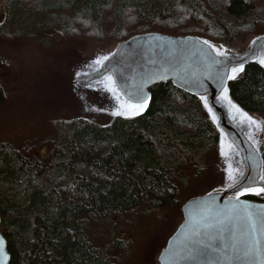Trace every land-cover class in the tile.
<instances>
[{"label":"trees","instance_id":"16d2710c","mask_svg":"<svg viewBox=\"0 0 264 264\" xmlns=\"http://www.w3.org/2000/svg\"><path fill=\"white\" fill-rule=\"evenodd\" d=\"M2 5L13 31H5L4 19L0 33L39 43L84 40L100 47L160 31L229 46L264 29V0H0ZM229 87L242 107L264 113L261 63H247ZM151 92L139 115L98 122L76 114L56 119L46 135L0 141V228L10 264H125L136 242L126 232H135L146 212L179 204L175 175L206 167L219 130L200 97L171 80ZM6 100L0 83V105ZM245 196L264 200L263 192Z\"/></svg>","mask_w":264,"mask_h":264},{"label":"water","instance_id":"95a60500","mask_svg":"<svg viewBox=\"0 0 264 264\" xmlns=\"http://www.w3.org/2000/svg\"><path fill=\"white\" fill-rule=\"evenodd\" d=\"M4 18L2 5L0 22ZM102 52L108 53L93 69L72 76L75 86L93 92L89 94L94 106L116 113L124 111L122 104L147 105L151 87L171 80L200 97L219 130V180L224 186L183 202V218L160 249L155 264H264V200L244 196L255 193L248 191L250 188H264V124L259 115L233 98L229 87L233 69L264 60V32L229 47L196 34L147 31L87 53V57ZM95 94L106 98L96 99ZM248 212L255 214L254 229ZM10 259L8 241L0 228V264H10Z\"/></svg>","mask_w":264,"mask_h":264},{"label":"rangeland","instance_id":"374dc122","mask_svg":"<svg viewBox=\"0 0 264 264\" xmlns=\"http://www.w3.org/2000/svg\"><path fill=\"white\" fill-rule=\"evenodd\" d=\"M10 23L7 14L3 23L5 31H13ZM260 32L264 29L246 32L229 47L240 46L250 35ZM94 44L96 42L84 40L61 44L42 40L39 43L31 36L8 37L0 33V83L7 92L6 102L0 105V141H22L46 135L56 119L76 114L86 113L98 122H107L113 117V111L92 104L91 90L72 82L73 75L93 69L99 58L109 51L94 58H88L87 53L113 45L109 42L100 47ZM95 97L106 98L96 94ZM254 114L259 115L264 124V113ZM208 161L206 167L191 166L175 175L179 183L178 205L146 212L135 225L136 231L126 232L128 238L136 242L125 264H154L159 250L183 218L182 203L192 195L220 190L224 186V181L219 180L221 167L217 145Z\"/></svg>","mask_w":264,"mask_h":264},{"label":"snow or ice","instance_id":"6c2138e0","mask_svg":"<svg viewBox=\"0 0 264 264\" xmlns=\"http://www.w3.org/2000/svg\"><path fill=\"white\" fill-rule=\"evenodd\" d=\"M222 54V53H221ZM99 63V61H97ZM261 63H264V60H261ZM238 71H243V68L240 67L238 69H233V76L232 78L234 79L235 78V74L236 72ZM109 82L110 83H114L111 81V79L109 78ZM113 92L116 91V89L113 87L111 89ZM225 99H227V96L225 97ZM229 103H231V101H229ZM147 105L144 104V105H128V104H122L121 105V108L124 109V111H119V112H116L114 113V115H126V114H131V115H139L140 112L143 110V108H145ZM209 111H211V109H209ZM247 119H251L250 117H247ZM230 178L235 180V176H233L231 173H230ZM232 187H235V184L231 185ZM248 191H252V192H255L257 195H259L260 193L264 192V188H259V189H248ZM241 195H243L244 193H240ZM239 199V196H237V200ZM248 215V219H249V224H250V227H252L253 229L256 227V220L254 219V216L255 214L252 213V212H248L247 213ZM259 241H257L258 243Z\"/></svg>","mask_w":264,"mask_h":264},{"label":"flooded vegetation","instance_id":"af4514ba","mask_svg":"<svg viewBox=\"0 0 264 264\" xmlns=\"http://www.w3.org/2000/svg\"><path fill=\"white\" fill-rule=\"evenodd\" d=\"M156 259H157V257H156Z\"/></svg>","mask_w":264,"mask_h":264}]
</instances>
